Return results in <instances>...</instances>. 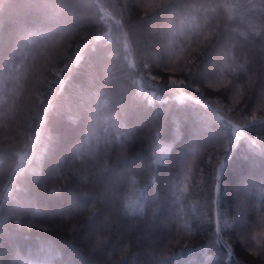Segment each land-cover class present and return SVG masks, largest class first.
Here are the masks:
<instances>
[{
	"label": "trees",
	"instance_id": "16d2710c",
	"mask_svg": "<svg viewBox=\"0 0 264 264\" xmlns=\"http://www.w3.org/2000/svg\"><path fill=\"white\" fill-rule=\"evenodd\" d=\"M0 264H264V0H0Z\"/></svg>",
	"mask_w": 264,
	"mask_h": 264
}]
</instances>
